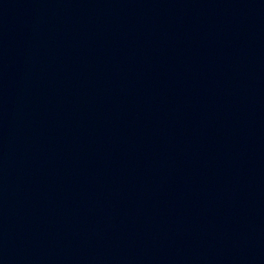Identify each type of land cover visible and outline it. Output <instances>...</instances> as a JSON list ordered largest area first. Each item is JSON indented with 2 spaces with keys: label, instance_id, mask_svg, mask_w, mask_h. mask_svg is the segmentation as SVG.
I'll return each mask as SVG.
<instances>
[{
  "label": "water",
  "instance_id": "95a60500",
  "mask_svg": "<svg viewBox=\"0 0 264 264\" xmlns=\"http://www.w3.org/2000/svg\"><path fill=\"white\" fill-rule=\"evenodd\" d=\"M50 0H0V264H28L29 180Z\"/></svg>",
  "mask_w": 264,
  "mask_h": 264
}]
</instances>
